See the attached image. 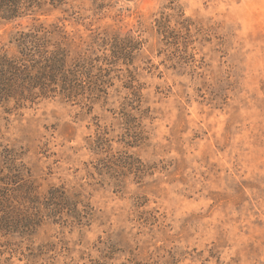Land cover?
I'll list each match as a JSON object with an SVG mask.
<instances>
[{
	"label": "rangeland",
	"instance_id": "1",
	"mask_svg": "<svg viewBox=\"0 0 264 264\" xmlns=\"http://www.w3.org/2000/svg\"><path fill=\"white\" fill-rule=\"evenodd\" d=\"M37 30L85 90L0 105V264H264V0H67L0 57Z\"/></svg>",
	"mask_w": 264,
	"mask_h": 264
},
{
	"label": "trees",
	"instance_id": "2",
	"mask_svg": "<svg viewBox=\"0 0 264 264\" xmlns=\"http://www.w3.org/2000/svg\"><path fill=\"white\" fill-rule=\"evenodd\" d=\"M66 1L0 0V24L36 13L47 5H63ZM50 46L51 41L40 30L23 32L18 39L20 55L0 57V105L11 98L21 102L52 93H60L71 100L84 92L85 86L79 78L84 74V66L80 62L68 65L66 51L59 44H55L54 50ZM11 179L5 176L2 180L4 186L0 188V214L4 217H9L12 210L11 186L14 182ZM53 212L60 214V211ZM39 214L37 211L36 215Z\"/></svg>",
	"mask_w": 264,
	"mask_h": 264
}]
</instances>
